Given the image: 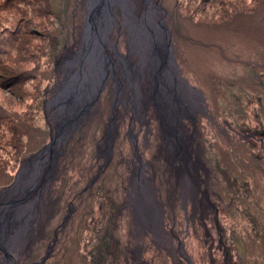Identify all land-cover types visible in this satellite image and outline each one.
<instances>
[{
	"label": "rangeland",
	"instance_id": "374dc122",
	"mask_svg": "<svg viewBox=\"0 0 264 264\" xmlns=\"http://www.w3.org/2000/svg\"><path fill=\"white\" fill-rule=\"evenodd\" d=\"M82 1L71 14L82 15L81 42L54 61L43 109L31 113L48 130L47 143L58 131L54 155L36 160L46 143L19 161L9 183L0 181V264H264V87L254 96L246 84L254 75L240 67L264 54V40L257 41L264 21L248 12L255 5L222 0L243 18L220 25L222 16L210 19L213 9L204 0H125L136 23L148 15L161 25L182 109L158 100L149 65L130 85L125 64L140 70L142 53L132 44V18L114 3L102 49L107 74L71 125L80 108L68 111L64 92L75 74H88L80 59L89 17L88 0ZM262 13L264 6L256 14ZM59 15L73 24L69 11ZM158 46L162 56L165 46ZM109 99L105 124L94 113ZM161 104L172 109L167 118ZM5 129L0 124V152L9 151ZM86 190L89 203L69 197ZM44 200L53 208L41 235Z\"/></svg>",
	"mask_w": 264,
	"mask_h": 264
},
{
	"label": "trees",
	"instance_id": "16d2710c",
	"mask_svg": "<svg viewBox=\"0 0 264 264\" xmlns=\"http://www.w3.org/2000/svg\"><path fill=\"white\" fill-rule=\"evenodd\" d=\"M204 1L206 3L205 9H213L210 19L214 15L222 16L219 20L220 25L229 20L234 21L243 18L241 14H237L238 10L231 12L230 8L234 5L233 3L227 4L222 0ZM248 1L251 6L254 4L256 9V11L254 9L248 10V12L254 11L255 14L253 13V15L255 16L253 18L264 21V13L262 15L256 14L257 10H260L264 6V0L258 2L257 0ZM81 3H83L81 0H0V91L4 89L8 90L6 97L0 95V124L4 125L5 130L9 132L7 135L9 136L8 140L4 141L9 144V151L0 152V158L2 156L7 158L0 161V181L6 179L4 184L9 183L14 178L15 168H17L15 166L19 161L37 152L47 143L48 130H42L41 126L35 123L37 119L35 118V121H33L31 113L37 112L38 114V111L41 112L43 109L44 94L48 96L50 92L49 82H51L54 76L51 75V66L54 64V61L68 49L79 46L81 42L82 15H80L81 17H77V19L71 16L72 12ZM226 8L229 10L227 13L224 12ZM61 11H69L72 25L59 15ZM71 17L75 20H72ZM168 18L166 19L167 23ZM174 21L176 23V20ZM65 23L68 27L65 26ZM258 24L260 23L258 22ZM69 28L70 31H66ZM261 31L262 37L257 41L264 40V29ZM216 50L219 51V48L216 47ZM263 60L264 54H261L256 59H253L252 62L243 61L240 65L241 68H245L249 72V75H254L253 79L246 81L247 86L250 87V91L255 92L254 96L263 94ZM42 82H44L43 87L41 86ZM233 94L235 93L233 92L229 95ZM27 100H29V103L25 104ZM211 100L215 103L213 96ZM230 101L232 100L229 97L224 99V103L230 104ZM103 104L104 107L98 109L99 112L96 113L94 111V118L96 117L98 121L101 120L106 124L110 99ZM40 106L41 108L39 109ZM153 112H149L152 118ZM45 132L47 133L45 134ZM75 139L73 136L68 141L65 152L69 155L73 154V149L77 145ZM91 171L92 169L87 171L88 174H86L88 176L85 181L83 180V185L79 189L88 184V181L91 179L89 178ZM4 184L1 185L0 183L1 189ZM85 192L83 195H80V193L72 191L69 197H74L76 201L79 200L80 202L86 198H91V195H88L89 198H84L85 194L90 193V191L86 190ZM63 199L64 197L62 196ZM89 201L91 200L89 199L88 203ZM52 208L51 205L48 206L47 200H44V210H41L39 214L41 225L36 234L43 235L44 224H48L46 222L48 219L47 215ZM114 226L116 224H113ZM98 240L102 241V239Z\"/></svg>",
	"mask_w": 264,
	"mask_h": 264
},
{
	"label": "bare ground",
	"instance_id": "6f19581e",
	"mask_svg": "<svg viewBox=\"0 0 264 264\" xmlns=\"http://www.w3.org/2000/svg\"><path fill=\"white\" fill-rule=\"evenodd\" d=\"M114 3H119L121 7L125 9L126 18H132L130 23H128L133 35L132 44L141 51L140 53H142L140 59V61H142V66L140 70H135L129 63L125 64V72L130 85H137L141 77V72L146 65H149V71L155 73V75H150V77H152L156 89L158 88V100L160 102H163L164 100L167 102L173 101L174 105H178L179 103V105L182 106L179 93L180 83L176 81V77L172 75L170 71L172 61L169 60L170 54L168 53V40L161 34V25L154 24L152 17L148 15H145L138 23H136L134 21L135 17L128 11L125 0H88L89 17L85 30V51L80 58L83 63H88V74H85L83 70L80 71L81 75L75 74V77L72 78L73 82H70L64 92L66 99L65 102L68 104V111L74 113L76 111L73 110L75 105L80 108L75 114V118L69 119L70 124H73L77 120L81 112L87 110L95 92H97V88L107 74L106 66L109 65L110 61L107 58H103L102 49L104 47V41L108 39V32L112 20V6ZM146 26H151L152 30L143 31L142 29ZM147 38H152L153 44H149L146 40ZM159 43H163L165 46V52L162 56L158 53ZM155 103L157 105V100H155ZM80 105L81 107H79ZM161 107L165 114V118H167L169 111L172 109L164 107L163 105ZM157 109H159V105H157ZM164 110H167V113H165ZM67 115L68 112L66 113V116ZM59 139L60 138L58 137L52 145L58 143L60 141ZM51 147H48L50 149H47L44 153L40 154L36 160H44L46 162V159L47 161L48 159H51V156L54 155L53 152L55 149V147ZM28 159H30V157ZM21 214L23 213H20V215ZM12 238L15 240V237Z\"/></svg>",
	"mask_w": 264,
	"mask_h": 264
},
{
	"label": "water",
	"instance_id": "95a60500",
	"mask_svg": "<svg viewBox=\"0 0 264 264\" xmlns=\"http://www.w3.org/2000/svg\"><path fill=\"white\" fill-rule=\"evenodd\" d=\"M87 20V19H86ZM167 43H168V41H167ZM168 44H170V43H168ZM57 137H58V131L56 130L55 131V139L53 140V139H51V141H49L50 143H47L45 146H44V148H43V150L41 151V153H44L47 149H50V148H48V147H51V145H52V143L57 139ZM40 153V152H39ZM40 153V154H41ZM31 158V157H30ZM11 260H12V258H10ZM42 262H43V260H41L39 263H36V264H42Z\"/></svg>",
	"mask_w": 264,
	"mask_h": 264
},
{
	"label": "flooded vegetation",
	"instance_id": "af4514ba",
	"mask_svg": "<svg viewBox=\"0 0 264 264\" xmlns=\"http://www.w3.org/2000/svg\"><path fill=\"white\" fill-rule=\"evenodd\" d=\"M7 255H8L10 258H12L9 254H6V256H7ZM19 256H20V255H19Z\"/></svg>",
	"mask_w": 264,
	"mask_h": 264
}]
</instances>
